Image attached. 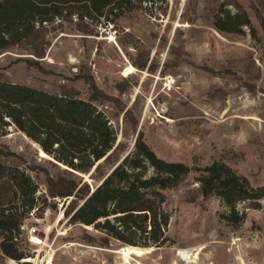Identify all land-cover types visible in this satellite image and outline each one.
Returning <instances> with one entry per match:
<instances>
[{
    "label": "rangeland",
    "instance_id": "1",
    "mask_svg": "<svg viewBox=\"0 0 264 264\" xmlns=\"http://www.w3.org/2000/svg\"><path fill=\"white\" fill-rule=\"evenodd\" d=\"M55 13L44 26L40 68L25 62L33 59L28 51L13 48L0 55V81L88 101L93 93L83 79L90 78L121 159L140 136L164 163L189 172L164 192L167 244L125 262V246L87 244L86 233L96 242L99 236L67 223L64 200L46 195L44 171L57 170L10 125L0 136V162L38 186L41 209L20 229L26 258L0 254V264H264V0H108L94 20L82 5ZM225 15L235 34L216 29ZM216 164L233 173L225 191L211 174ZM179 251L197 258L182 261Z\"/></svg>",
    "mask_w": 264,
    "mask_h": 264
},
{
    "label": "trees",
    "instance_id": "2",
    "mask_svg": "<svg viewBox=\"0 0 264 264\" xmlns=\"http://www.w3.org/2000/svg\"><path fill=\"white\" fill-rule=\"evenodd\" d=\"M107 2L0 0V55L23 48L33 57L25 62L39 69L38 62L48 46L44 26L59 6L82 5L85 17L94 20L103 17ZM230 19L229 15L219 18L216 29L235 34L236 29L224 26ZM83 81L93 93L88 101L66 92L49 94L0 81V136L12 125L53 161L46 159L57 174L50 176L44 171L47 198L64 200L63 217L69 225L85 227L99 236L96 242L86 233L87 244L103 249H108L110 242L139 249L162 247L168 241L165 233L169 224L163 209L164 192L178 186L188 168L181 163H164L140 136L120 162L124 150L116 142L107 117L94 103L100 92L92 79ZM5 155L0 146V156ZM149 169L153 176H147ZM210 171L219 191L230 188L231 170L216 164ZM79 175L89 176L91 182ZM37 190L25 172L0 162V254L14 262L26 258L18 249V238L25 217L41 209Z\"/></svg>",
    "mask_w": 264,
    "mask_h": 264
},
{
    "label": "bare ground",
    "instance_id": "3",
    "mask_svg": "<svg viewBox=\"0 0 264 264\" xmlns=\"http://www.w3.org/2000/svg\"><path fill=\"white\" fill-rule=\"evenodd\" d=\"M131 70H132V68L131 69L130 68L127 69L126 70L127 74H130L131 73ZM41 153L43 154L42 151H41ZM31 241L34 244H37V243L40 242L35 237H32V240ZM149 251H151V249H139V248H133V247H124L123 249L120 250V253H121V256L123 257V259L126 262L132 256H134V257H142L144 254L148 253ZM191 254L189 252H186V251H179L177 253V257L180 258L182 261H186V262L190 263L191 262V259L195 260L197 258L196 257L197 254H194V255H191Z\"/></svg>",
    "mask_w": 264,
    "mask_h": 264
},
{
    "label": "water",
    "instance_id": "4",
    "mask_svg": "<svg viewBox=\"0 0 264 264\" xmlns=\"http://www.w3.org/2000/svg\"><path fill=\"white\" fill-rule=\"evenodd\" d=\"M47 160H50V159H47ZM50 161H52V160H50ZM122 161V159L120 160V162ZM53 162V161H52ZM119 164V163H118ZM80 176V175H79ZM80 177H82V176H80ZM89 177V176H88ZM85 228V227H84ZM85 229H87V228H85Z\"/></svg>",
    "mask_w": 264,
    "mask_h": 264
}]
</instances>
